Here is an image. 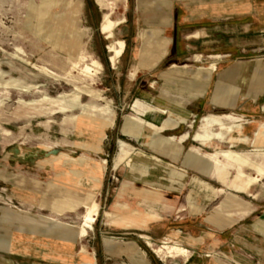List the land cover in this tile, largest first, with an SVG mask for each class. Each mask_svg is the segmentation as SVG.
Segmentation results:
<instances>
[{"label":"rangeland","instance_id":"374dc122","mask_svg":"<svg viewBox=\"0 0 264 264\" xmlns=\"http://www.w3.org/2000/svg\"><path fill=\"white\" fill-rule=\"evenodd\" d=\"M110 1L112 0H75L73 7L77 12L68 20L67 0H0V264H188L189 260L196 261L194 248L188 245V242H192L189 241L192 240L189 232L201 235L205 230L213 234L206 226L200 225L204 216L212 215L221 207L226 211H235L237 201L249 203L256 210L255 215L264 210V175H260L254 166L243 167L244 179L255 177L259 180L250 185L247 191L240 192L227 185L238 175L236 166L229 167L225 176L227 182H222L185 164L186 152L191 147H197L204 154L224 148L240 151L264 168V150L257 151L250 143L244 144L240 141L235 142L233 147L230 142L218 141L201 145L190 138V133L186 132L190 129L186 125L174 131V134L166 132L169 129H164L162 123L166 120L174 121L175 116L166 106L157 104L151 97H141L138 90L127 100L120 102L114 99L119 91L110 85L120 82L119 95L134 87L135 82L133 86L127 84L131 70L128 64L137 47L142 45L139 32L143 28L148 31L158 29L160 39L171 37V31H163L165 26H157V23H162V19L157 16L164 11L171 12L174 0H167L165 4L161 0H129L127 9L123 3L113 7ZM107 12H111L114 20L123 15L127 17V22L120 25L115 34V39L126 40V53L114 65L108 49V44L114 38H107L99 28ZM166 19L170 24L173 17ZM71 32L75 35H71ZM260 33L264 31L254 36L250 41L251 45L241 48V57L231 53L228 55L226 49L204 53L197 48L191 49L193 53H199L192 58L200 61L218 60L220 65L216 68L217 74H221L229 64L237 65L254 59H258L261 67L264 65V35ZM227 34L230 37L234 35ZM76 35L78 40L81 37L79 41H73L77 38ZM69 40L73 43H69ZM63 43L72 48L76 43L80 45L73 50H65L62 48ZM13 54L33 63L49 66L62 74L77 61L79 55L85 56L88 61H102L104 70L93 78L96 86L106 91L104 97L114 100L112 109L118 113L116 123L113 126L108 125L116 127L109 136L107 148L97 146L102 141L96 140L99 137L96 129L102 134L99 124L106 115L95 108L85 109L87 104L106 108V99H93L88 94H79L73 81L47 76ZM83 67L84 62L80 61V67L75 72L81 77ZM146 77L137 83L140 85L139 89L145 87V91H148ZM261 77L264 80V68ZM206 79L207 77L203 79L204 82ZM163 82L157 83L156 89H152L153 94L173 102L181 101L188 108L196 101L197 97L178 98L175 94L181 88H171ZM241 96L238 93L234 107L211 106L210 110L201 112L194 123L189 121L190 115L188 119L179 122V125L190 124L194 134L201 125V117L210 113H234L241 123L248 126L263 123L264 115L255 112V106L251 109L254 114L245 115L247 113L241 105ZM263 100L259 99L258 105ZM252 101L247 100L248 107L252 106ZM158 113L163 114V120H158ZM164 115H168V118L165 119ZM129 116L135 117L142 127L150 126L159 132L154 136L157 139L156 146L146 144L151 140L148 137L143 138V142H137L120 133ZM214 128L219 130L220 126L216 124ZM184 132L186 133L183 135ZM169 135L176 140L190 136L189 141L181 145L179 155L174 154L177 141L166 145L160 139L170 137ZM233 135L239 137L240 133L234 132ZM249 135L253 137V132ZM104 136L105 134L102 137ZM125 141L174 164L175 168H171L186 173L187 178L182 189L168 186H174L167 175L168 169L154 164L140 166L123 162V149L126 146L132 148ZM104 160L108 161L107 168L101 174L97 169ZM59 164L61 175H53L52 168H57ZM92 173L101 178L99 184L92 178ZM208 185L218 191L215 192ZM15 188H22L24 194L30 195V201H24L23 193L14 191ZM157 189L162 193L159 201L149 196L150 191ZM88 191L96 193L101 209L94 229L82 237L80 227L85 221L87 209L84 203ZM190 201L204 207V210L201 213L193 211ZM116 204H127L145 211L154 210L161 218L152 221L145 229L113 224L106 212L113 211ZM5 208L19 213L13 214ZM11 221L18 225L19 231H24L23 233L34 240H53V236H56L65 240L66 246H69L77 237L74 258L70 260L61 256L62 261H43L11 253ZM139 233L149 234L153 245L143 240ZM168 234L177 236L173 239L189 249L188 257L178 253L171 256L166 249L160 253L154 250L163 246L162 242ZM83 248L95 251L96 257L83 252ZM236 249L260 264L255 254L239 246ZM214 253L225 257L224 260H228V257L232 261L238 260L219 249H210L207 255L216 258Z\"/></svg>","mask_w":264,"mask_h":264},{"label":"crops","instance_id":"0c3cea01","mask_svg":"<svg viewBox=\"0 0 264 264\" xmlns=\"http://www.w3.org/2000/svg\"><path fill=\"white\" fill-rule=\"evenodd\" d=\"M161 2L165 4L167 0H161ZM170 16L173 17V20L169 24L166 18L169 19ZM157 18L162 19V23H157V26H165V28H162L163 31H171V37L165 38L168 39V53L164 54L155 62L154 56L156 53H149L142 56V45L139 46L140 48L137 47L132 60L128 64V68L130 66L132 68L135 64H140L141 62L146 66L149 65V67H146L143 74L137 78L132 90L130 88L129 91H124L122 95H119L121 89L119 81L118 84L110 85L111 88L115 87L119 91L114 96V99L120 100V102L121 100H127L134 92H137V90L140 92L139 95L141 97L147 94L156 96V98L162 97L160 99H163V96L153 94L152 89H156V85L159 81H164L163 83L171 88H181V91L179 90L180 92L175 94L178 98L189 99L197 97L190 108L184 105L188 110L183 106L181 101L176 103L180 104L183 110L171 111L167 108L170 113L175 116V120H166L162 123L161 126L164 127V129H169L166 132H172L174 134V131L186 125L190 129L186 132H189L191 135V137L187 136L178 140H176L175 137H171V135H169L170 137L166 136V138H160L166 145H171L173 142L177 141V145L175 143L176 148L174 149V154L179 155L182 149L181 145L187 143L190 138L201 145H207L214 141H218L230 142L233 147L235 142L240 141L244 144L250 143L257 151L264 150V122L260 125L251 124L248 126V124L241 123L234 113H210L202 116L201 125H199L198 130L194 134L191 132L193 127H191L190 124L179 125V122L188 119L190 115L189 121L194 123L195 118L198 117L201 112L203 113L210 110L211 106L213 108L216 106L224 107V105L229 108L234 107L237 104L238 93L242 94L241 101L243 102L241 105L246 109L247 114L245 115L251 116L250 114H254V111H251V109L253 110V106L256 107L255 112L264 115V100L258 105V100L261 98L264 99V80L261 77V71L264 65L259 67L258 59L246 61L237 65L229 64L227 69L221 74H217L216 71L218 65H220L218 60H197L192 58V56L199 53H193L191 50L199 48L204 53H209L226 49L229 53L228 55L231 53L236 57L243 56L241 48L251 45L250 41L254 36L259 35L257 34L258 32L264 31V0H174L172 11L169 13L164 11L162 14H159ZM163 23H166V25ZM154 30L160 32L158 29ZM227 33H233L234 35L230 37ZM260 34L264 35V33ZM70 40L69 43H73ZM77 40L78 36L73 41ZM77 45H80V43H76L72 48L71 46H65L63 43L62 48L65 50H73ZM222 45L226 46L223 47ZM125 53L122 57H124ZM213 62L217 64L216 70L211 69ZM208 63L209 65H207ZM174 64H177L178 67L173 66ZM201 68L203 69L201 70ZM145 76H147L148 91H145V87L139 89L140 85L137 83L140 79L144 80ZM205 77H207L206 82L203 80ZM249 99L253 101L252 106L250 105L248 107L249 104H247V100ZM239 109L242 110V108ZM158 114L159 116L163 115L161 113ZM224 115H231L233 118L228 119L223 117ZM159 116H157L158 120H163L162 117L159 118ZM164 117L167 119L168 115H164ZM129 118L133 120L131 128H127L126 121L120 133L137 142H143V138L148 137L151 140L146 144L152 147L156 146L157 139H154V136L159 134V132L150 126L142 127L136 122L135 117L129 116ZM216 121H218V123H216ZM174 122L177 124L173 125ZM216 124L220 126L219 130L214 128ZM115 127H107L104 130V137H102L103 134L96 129L99 132V137L96 140L102 141L101 144L97 146L103 149L107 148L109 136L113 133ZM186 132H184L183 135ZM234 132H239L240 136L235 137L233 135ZM251 132H253V137L249 135ZM93 140L96 141L95 139ZM125 143L132 148L126 146L127 148L125 147L123 149V153L121 154L123 162L126 164L131 162L134 163V165L140 166L154 164L168 169L167 175L172 185L174 184V186H168L173 189H182L185 179L187 178L186 173L174 169V164L163 160L157 155L148 154L127 141H125ZM185 164L197 169L207 177H212L222 182H227L225 176L229 167L236 166L238 175L232 183H228L227 185L240 192L247 191L250 185L259 180V178L255 177L244 179L245 174L242 171L243 167L254 166L260 175H264V168L250 159L249 156H245L237 150H224V148H217L214 153L204 154L197 147H191L186 152ZM172 166L174 168H171ZM60 167V164L57 167L59 170L53 167L51 170L52 174L57 176L61 175ZM200 181L206 183L204 180ZM147 183L150 184L151 182L148 181ZM159 187L162 188L163 186ZM208 187L212 188L215 192L218 191L217 188L211 187L210 185H208ZM14 191L23 193L22 199L24 201H30V195L24 194L22 188H15ZM149 193V196L155 201H159L162 198V193L160 192L156 194L154 190H152ZM190 204L192 210L197 213H201L204 210V207L196 204L194 201H190ZM5 209L11 212L14 211L10 210L11 208ZM215 211L216 212L212 215L204 216L200 224L206 226L210 231H213V234H209L204 230L201 235H194L193 233L195 232L190 231L189 236L192 240L184 238L193 242H188V245L194 248V259H196V261L191 263L256 264L255 260L250 259L236 249L239 246V248H244L248 252L255 254L259 263L264 264V210L255 215L256 210L249 205V203L237 201L235 211H226L222 207ZM16 213L19 212L16 211L13 214ZM106 215L109 217L110 223H116L117 225L125 227H139L140 229L149 227L152 221L161 218L154 210L145 211L139 208H133L127 204H116L115 209L106 212ZM12 217L14 218V215ZM9 225L13 228V230H11V253L15 255L41 259L43 261L61 260V256L71 260L75 256L74 251L77 237L69 243V246H66V241L56 236H53V240H34L31 236L23 233L24 231H19L17 229L18 225L14 221L9 222ZM234 231H236V233H233ZM140 234L143 233H139V235ZM167 236L171 241L174 240L173 238H177V236L172 237V235L169 234ZM210 249H219L238 260L235 259L236 261H232L229 257L228 260H224L225 257L220 256L219 253H214L216 258H212L207 255Z\"/></svg>","mask_w":264,"mask_h":264},{"label":"bare ground","instance_id":"6f19581e","mask_svg":"<svg viewBox=\"0 0 264 264\" xmlns=\"http://www.w3.org/2000/svg\"><path fill=\"white\" fill-rule=\"evenodd\" d=\"M49 1L53 2L54 0H49ZM74 2H75V0H67L68 12L66 14V18L68 20H70L74 16V14L77 12V9L75 7H73ZM128 2H129V0H112V1H110V5H113V7H116L118 4L123 3L127 9ZM126 22H127L126 15H123L121 18L114 20L111 17V12H107L105 14L104 18L100 22V27H99L100 31L102 33H104L107 38H109V39L114 38V40L108 44V48H109V51L111 53L110 59H111V62L113 64L117 63V61L119 60V58H121L123 56V54L125 53L126 48H127V43H126L125 39H119V38L115 39L116 29L120 25H122ZM67 33H69V32H67ZM73 34L74 33L71 32V35H73ZM159 35H160L159 32H157L154 29L148 31L147 29L143 28L139 32V37L142 40L141 55L145 56L149 53H154V54L156 53L154 56L155 62L160 57H162L164 54L168 53V49H167L168 39L161 38L162 41H159V40H161ZM151 47H152V49H151ZM13 55L16 56L17 58H19L20 60H22L23 62L32 65L34 68L37 69V71L39 70L42 73L46 74L47 76H50V77L55 78L57 80H64L65 79V80L73 81L74 85H75V90L79 94H88L93 99H99V100L100 99H106V102H107L106 108L97 107V106L92 105V104L85 105V109L91 110V109L95 108L96 110L98 109L99 111L103 112L106 115V117L104 118V121H102L99 124L100 130L103 131L102 132L103 135H104V129L106 127H108V125L113 126L116 123L118 113L115 109H112L113 104H114V100L104 97V94L106 91L104 92V88H102V87H97L96 83H95V79L93 78V77L97 76L98 74H100L102 70H104V64L99 59H91V61H88V60H86L85 56L79 55L77 61L66 71V73L62 74V73H59L56 70L50 68L49 66L39 65L37 63L30 62L29 60L21 57L18 54H13ZM80 61L84 62V67L81 71V74L83 75V77H81L75 73L77 71V69L80 67ZM173 66L176 67L177 64L176 65L174 64ZM146 67H149V65L146 66V65H143L142 63L135 64L129 72V81H128L129 83H127V84H130V86L131 85L133 86V83L137 80V78L139 76H141L143 74V71ZM216 68H217V64H216V62H213L211 69L215 70ZM202 69L203 68H201V70ZM87 78H90L91 80L89 81V80H87ZM144 97H146L147 99L151 97L153 100L156 101L157 104H159V105L163 104L164 106H166L171 111L183 110L182 106L176 102L156 98L153 95H147V94H145ZM175 113H177V112H175ZM160 117H162V115H160L159 118ZM223 117L228 118V119L233 118V116H231V115H224ZM216 123H218V121H216ZM132 124H133V120L128 118L127 119V128H131ZM176 124L177 123L174 122L173 125H176ZM107 163H108V161L104 160L102 165L97 169V171L99 173L101 172V174H103L105 169L107 168ZM91 176L94 180H96V183L99 184V182L101 181V178L98 177V175H96L95 173H92ZM154 192L156 194L159 193L158 189L155 190ZM153 198H154V196H153ZM84 206L87 210H86L85 215H84L85 221L82 224V227H80V228H82V230H81L82 237L87 236L89 230L94 229V224L97 222L98 217L100 215L101 205L96 200V193L94 191H88ZM140 237L143 240L148 241L149 245H153L152 244V237L149 234L143 233V234H140ZM162 243H163V246H161L159 248H154V250L160 253L166 249V250H168L169 253H171V256H174L175 253H178V255H183L186 257L189 256L188 255V252H189L188 249H186L178 241H174V240L171 241L170 238H165V240H163ZM83 252H85L87 254H91L94 257H96V252L93 250L91 251L90 249L83 248ZM190 263H191V261H189L188 264H190Z\"/></svg>","mask_w":264,"mask_h":264},{"label":"water","instance_id":"95a60500","mask_svg":"<svg viewBox=\"0 0 264 264\" xmlns=\"http://www.w3.org/2000/svg\"><path fill=\"white\" fill-rule=\"evenodd\" d=\"M109 49V48H108Z\"/></svg>","mask_w":264,"mask_h":264}]
</instances>
